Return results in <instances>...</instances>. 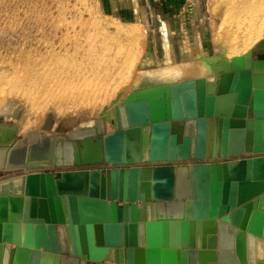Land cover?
Here are the masks:
<instances>
[{"label":"water","instance_id":"water-1","mask_svg":"<svg viewBox=\"0 0 264 264\" xmlns=\"http://www.w3.org/2000/svg\"><path fill=\"white\" fill-rule=\"evenodd\" d=\"M213 71L138 87L66 135L0 121V173L22 174L0 182V264H249V237L264 241V39Z\"/></svg>","mask_w":264,"mask_h":264},{"label":"rangeland","instance_id":"rangeland-1","mask_svg":"<svg viewBox=\"0 0 264 264\" xmlns=\"http://www.w3.org/2000/svg\"><path fill=\"white\" fill-rule=\"evenodd\" d=\"M174 1L138 0L136 11L128 0L121 7L110 6L112 0H0V121L18 125L20 138L66 135L93 125L137 86L152 84L143 79L154 72L197 65L200 72L181 70L179 80L194 73L212 81L213 66L230 59L229 41L242 34L236 33L239 14L233 7L249 1L264 6V0ZM262 19L257 43L264 39ZM129 50L135 61L120 72ZM74 88L100 100L65 99L63 93ZM18 176L2 174L0 182Z\"/></svg>","mask_w":264,"mask_h":264},{"label":"bare ground","instance_id":"bare-ground-1","mask_svg":"<svg viewBox=\"0 0 264 264\" xmlns=\"http://www.w3.org/2000/svg\"><path fill=\"white\" fill-rule=\"evenodd\" d=\"M233 8L237 12V14H239L238 16H235V19H236V28H237L236 33H242V34L241 35H237L236 34V36H234L231 39V41H229L230 43L231 42L233 43V45H229V46H232L229 49L230 50V53H228L229 51L226 53V54H230V55H228V57L230 59L233 58V57H236V56H242V55H244L245 53H247L249 51V49L251 47H253V45L255 43H257L256 42L257 40H260L261 39V36H262V31H261V29H262V22H260V21H261L262 18L264 19V15H263L264 14V12H263L264 6L259 1L253 2V3L252 2L250 3V1L248 3H245L244 2L243 4H237ZM244 19H247L249 21L246 25L243 24L244 22H242ZM129 26H131V25H129ZM126 37H127V34H126ZM133 40H135V39H133ZM239 44H242V46L244 47V49H240L241 47L239 46ZM239 50H245V51H242V54H238L237 52H240ZM139 55H137V56H139ZM132 61L133 62L135 61V51L134 50H132V51L129 50L127 52V54L123 55V60L120 63L121 65H119L117 68L121 72L125 68L127 69V66L130 65V64H132ZM68 75H69V73H68ZM86 82L87 83H85V85L87 87V84L88 83H91V82L90 81H86ZM157 83H159V82L152 83V84H149V85H147V84L139 85L137 87L150 86V85H154V84H157ZM51 84H53V83H51ZM88 85L90 86V84H88ZM74 90L80 92V90L77 89V88H74ZM74 90L71 91L70 93H67V92L66 93H63V94H67L65 99H67V100H75L76 101L77 99H80V98H82V96H84V94H81V92L78 93V94H76V92ZM83 98L86 99V100H88V101H94V100L95 101L96 100L99 101L100 100L99 99V96L94 98V97H92L90 95H87V94ZM4 100L5 99H3V101ZM263 263H264V241L259 240V239L255 238V237L250 236L249 237V264H263Z\"/></svg>","mask_w":264,"mask_h":264},{"label":"crops","instance_id":"crops-1","mask_svg":"<svg viewBox=\"0 0 264 264\" xmlns=\"http://www.w3.org/2000/svg\"><path fill=\"white\" fill-rule=\"evenodd\" d=\"M177 1H179V0H177ZM177 1L175 0L174 1V3L176 2L177 3ZM125 2H127V0H125ZM127 3H129V5L130 6H132L136 11L138 10V0H128V2ZM126 3V4H127ZM124 4V0H122V3H118V2H115L114 0H112V2L110 3V6H114V5H116V6H120L121 7V5H123ZM126 8V7H125ZM138 16H139V13H138ZM138 16L136 17V19H139L138 18ZM193 55V53L192 52H190V53H188V56H192ZM180 64H177V65H173V66H171V70H170V72H166V71H161V73H159V72H154V75L153 76H150V77H148V78H146V79H143V80H145V83H154V82H156V81H159V80H161V81H168V82H171V81H169V80H175L174 82H184V81H190V80H198V79H203L204 77H199V75L197 76V75H195L194 73L191 75H188L186 78H184V79H180L179 80V74H182V73H180L181 72V70L182 71H184V73L183 74H186V72L185 71H193V72H195L196 74H197V72H200V69H202L203 67H199V66H197V65H193V66H188L189 64H187L186 66H184V67H181V66H179ZM182 65V64H181ZM191 65V64H190ZM150 71V70H149ZM148 71V72H149ZM178 71V72H177ZM150 74H151V72H150ZM153 74V73H152ZM206 78H208V77H206ZM172 81V82H173ZM6 173H11V172H2V173H0V175H2V174H6ZM12 173H17V172H12ZM20 176H21V173H20ZM19 177V176H18ZM108 264H112V263H108Z\"/></svg>","mask_w":264,"mask_h":264}]
</instances>
